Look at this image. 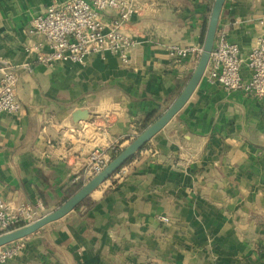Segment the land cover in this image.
Segmentation results:
<instances>
[{
    "label": "crops",
    "instance_id": "crops-1",
    "mask_svg": "<svg viewBox=\"0 0 264 264\" xmlns=\"http://www.w3.org/2000/svg\"><path fill=\"white\" fill-rule=\"evenodd\" d=\"M55 1L64 0H0V65L17 67L21 102L0 114V197L47 211L66 199L89 152L176 97L197 53L182 65L167 46L201 47L213 0H156L134 14L122 28L136 40L127 64L106 50L85 66L30 68L26 49L47 50L43 35L27 33L30 19ZM249 14L264 16V0H226L218 21L243 52L260 29ZM209 66L173 118L90 193V208L0 247L19 245L7 263L264 264V95L224 89Z\"/></svg>",
    "mask_w": 264,
    "mask_h": 264
},
{
    "label": "built area",
    "instance_id": "built-area-1",
    "mask_svg": "<svg viewBox=\"0 0 264 264\" xmlns=\"http://www.w3.org/2000/svg\"><path fill=\"white\" fill-rule=\"evenodd\" d=\"M156 0H64L51 2L43 11L30 19L28 34L39 33L47 42V50H42L41 43L26 50L34 52L26 62L30 68L35 65H50L57 61H70L85 66L90 60L109 50L124 64L130 62V50L136 40L122 30L134 14L141 13ZM111 10L112 15L103 22V12ZM247 20L260 26L249 49L243 52L240 45L229 38L227 30L219 27L210 55L208 78L217 81L226 90H243L254 96L264 95V16L249 14ZM236 23V22H235ZM234 23V24H235ZM233 24V25H234ZM107 26V30L105 27ZM37 49V50H35ZM168 55L172 62L182 63L201 47L192 45L169 44ZM246 68L248 73L243 72ZM18 81L17 67L13 62L0 65V114L16 113L21 102L16 94ZM140 122L134 120L130 140L136 136ZM136 134V135H135ZM119 137L112 145L94 148L84 160L82 170L73 181L82 177L86 181L99 172L120 151ZM120 141V142H119ZM80 180V179H79ZM48 212L41 201L30 202L26 199L0 197V233L35 220ZM19 245L0 249V264L17 253Z\"/></svg>",
    "mask_w": 264,
    "mask_h": 264
},
{
    "label": "water",
    "instance_id": "water-1",
    "mask_svg": "<svg viewBox=\"0 0 264 264\" xmlns=\"http://www.w3.org/2000/svg\"><path fill=\"white\" fill-rule=\"evenodd\" d=\"M225 1L226 0L212 1L207 17L201 51L196 64L182 89L169 103V105L159 114V116L146 127H144L132 140L128 142L124 148L112 156L108 163L99 172L94 174L88 180L84 181L82 185L73 194L67 197L61 204L40 215L35 220L0 233V247L32 234L51 221L64 216L75 207L81 205L82 201L87 196H89L94 189L99 187L119 167H121L124 162L129 160L135 153H137L173 118V116L187 102L206 70L215 42L218 21Z\"/></svg>",
    "mask_w": 264,
    "mask_h": 264
},
{
    "label": "trees",
    "instance_id": "trees-1",
    "mask_svg": "<svg viewBox=\"0 0 264 264\" xmlns=\"http://www.w3.org/2000/svg\"><path fill=\"white\" fill-rule=\"evenodd\" d=\"M210 9V7H209ZM206 23H207V18H206V21L204 23V33H205V29H206ZM160 112H155L154 114H150L148 116H146L143 121H141L140 125L138 126V130H142L144 127H146L148 124H150L153 120H155L158 116H159ZM116 154V153H115ZM125 163V162H124ZM123 163V164H124ZM122 164V165H123ZM84 181L83 180H77L75 182H73L69 188L66 190L65 192V196L64 198H67L69 197L71 194H73L83 183ZM82 203H84L86 206H88V208L91 207V205L93 204V200L89 198V196H87L83 201Z\"/></svg>",
    "mask_w": 264,
    "mask_h": 264
},
{
    "label": "rangeland",
    "instance_id": "rangeland-1",
    "mask_svg": "<svg viewBox=\"0 0 264 264\" xmlns=\"http://www.w3.org/2000/svg\"><path fill=\"white\" fill-rule=\"evenodd\" d=\"M204 34H205V33H204ZM140 131H141V130H140ZM140 131H139V130H136V134L139 133ZM136 134H135V135H136ZM134 137H135V136H134ZM134 137H133V138H134ZM133 138H132V139H133ZM132 139H131V140H132ZM129 141H130V139L127 137V138H126V143L128 144ZM127 144H125L122 148H124ZM122 148H121V149H122ZM121 149H120V150H121ZM117 153H118V152H117ZM114 155H115V154H113V156H114Z\"/></svg>",
    "mask_w": 264,
    "mask_h": 264
},
{
    "label": "bare ground",
    "instance_id": "bare-ground-1",
    "mask_svg": "<svg viewBox=\"0 0 264 264\" xmlns=\"http://www.w3.org/2000/svg\"><path fill=\"white\" fill-rule=\"evenodd\" d=\"M85 114V115H84ZM83 115L82 114H80L79 115V119H83L84 121L83 122H85L86 120H85V116H86V113H84Z\"/></svg>",
    "mask_w": 264,
    "mask_h": 264
}]
</instances>
